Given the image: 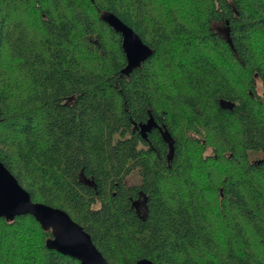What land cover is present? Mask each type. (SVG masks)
I'll return each instance as SVG.
<instances>
[{
  "label": "trees",
  "instance_id": "trees-1",
  "mask_svg": "<svg viewBox=\"0 0 264 264\" xmlns=\"http://www.w3.org/2000/svg\"><path fill=\"white\" fill-rule=\"evenodd\" d=\"M106 11L152 50L128 75ZM261 54L264 0H0V161L109 264H264ZM51 237L0 217V264H79Z\"/></svg>",
  "mask_w": 264,
  "mask_h": 264
},
{
  "label": "water",
  "instance_id": "water-1",
  "mask_svg": "<svg viewBox=\"0 0 264 264\" xmlns=\"http://www.w3.org/2000/svg\"><path fill=\"white\" fill-rule=\"evenodd\" d=\"M102 20L121 36V47L126 64L121 73L128 75L139 67L151 54V48L145 44L139 35L112 12H104ZM228 23V22H226ZM227 43L232 47L229 28L223 29ZM219 105L231 109L233 103L220 100ZM141 135L146 138L153 128L157 127L152 115L145 123H140ZM162 137L169 143L168 160L172 155V139L169 133L159 127ZM92 185L89 180H85ZM31 215L43 230H51L52 237L48 238L45 246L63 255L75 258L79 264H109L94 245L91 236L84 228L75 222L69 214L57 207L41 202L32 201L30 194L17 181L15 176L0 161V217L13 220L16 216ZM134 264H155L142 258Z\"/></svg>",
  "mask_w": 264,
  "mask_h": 264
},
{
  "label": "rangeland",
  "instance_id": "rangeland-1",
  "mask_svg": "<svg viewBox=\"0 0 264 264\" xmlns=\"http://www.w3.org/2000/svg\"><path fill=\"white\" fill-rule=\"evenodd\" d=\"M216 29H218L219 30V32L222 34V35H224V32H223V26L222 25H220V24H214L213 25ZM262 56H261V58L262 59H264V55L263 54H261ZM254 78H255V92H256V94L257 95H259V94H261V89H262V86H261V82H260V80L257 78V77H255V75H254ZM235 80H234V86L236 87V89L240 92V94H243V93H248V92H250L249 91V89L247 90H245V82H246V78L244 77V76H241V77H239V76H235V78H234ZM260 116H262V117H264V112H261L260 113ZM212 153V150H211V148H209V147H207L205 150H204V152H203V156H208L209 154H211ZM261 157V155L259 154V155H253L252 156V158L253 159H255V158H257V157ZM229 168H233V165H227ZM137 181H139V179H138V176H137V174H136V172H133L128 178H127V184H134V183H136ZM140 212L141 213H143V210L141 209L140 210Z\"/></svg>",
  "mask_w": 264,
  "mask_h": 264
},
{
  "label": "flooded vegetation",
  "instance_id": "flooded-vegetation-1",
  "mask_svg": "<svg viewBox=\"0 0 264 264\" xmlns=\"http://www.w3.org/2000/svg\"><path fill=\"white\" fill-rule=\"evenodd\" d=\"M159 127H161V125L157 123V127H156V128H153L151 131H153V130H157L158 132H160ZM161 128H162V127H161ZM151 131H150V132H151ZM147 134H148V133H147ZM259 160L264 161V155H263V154H261V157H259ZM138 200H140V201H138V203H137V208H138V211L140 212L141 209L143 210L142 200H145V199H144V196H141Z\"/></svg>",
  "mask_w": 264,
  "mask_h": 264
}]
</instances>
